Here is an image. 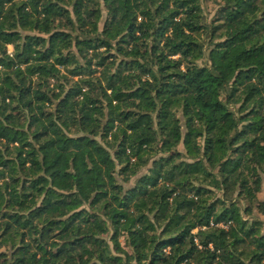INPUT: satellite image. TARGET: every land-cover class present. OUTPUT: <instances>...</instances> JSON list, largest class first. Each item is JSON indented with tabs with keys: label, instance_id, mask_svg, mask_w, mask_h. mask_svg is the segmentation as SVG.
I'll list each match as a JSON object with an SVG mask.
<instances>
[{
	"label": "trees",
	"instance_id": "trees-1",
	"mask_svg": "<svg viewBox=\"0 0 264 264\" xmlns=\"http://www.w3.org/2000/svg\"><path fill=\"white\" fill-rule=\"evenodd\" d=\"M0 264H264V0H0Z\"/></svg>",
	"mask_w": 264,
	"mask_h": 264
},
{
	"label": "rangeland",
	"instance_id": "rangeland-1",
	"mask_svg": "<svg viewBox=\"0 0 264 264\" xmlns=\"http://www.w3.org/2000/svg\"><path fill=\"white\" fill-rule=\"evenodd\" d=\"M205 7V6H204ZM206 12L208 15V19H211V17L213 16V14L215 13V8L213 5H210L209 7L206 8Z\"/></svg>",
	"mask_w": 264,
	"mask_h": 264
},
{
	"label": "built area",
	"instance_id": "built-area-1",
	"mask_svg": "<svg viewBox=\"0 0 264 264\" xmlns=\"http://www.w3.org/2000/svg\"><path fill=\"white\" fill-rule=\"evenodd\" d=\"M221 226L225 227L224 225H221Z\"/></svg>",
	"mask_w": 264,
	"mask_h": 264
}]
</instances>
